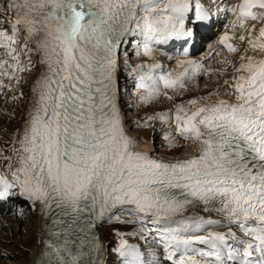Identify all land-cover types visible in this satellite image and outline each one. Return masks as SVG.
Here are the masks:
<instances>
[{
  "label": "snow or ice",
  "instance_id": "1",
  "mask_svg": "<svg viewBox=\"0 0 264 264\" xmlns=\"http://www.w3.org/2000/svg\"><path fill=\"white\" fill-rule=\"evenodd\" d=\"M194 3L195 20L210 22L200 0ZM192 11L193 0L0 4V13H7L0 24L9 25L0 28V78L19 83L18 73L32 64V53L43 68L32 87L33 107L19 147L13 148L16 166L8 164L11 179L0 174V201L18 194L51 219V226L41 227L36 264H97L96 223L106 215L109 222H133L114 212L151 218L169 264H264V56L249 54L264 53V0H237L223 9L231 14L233 35L225 32L219 44L230 54L246 45L231 81H224L234 102L214 92L187 100L189 107L175 106V133L198 145L195 154L165 163L136 151L118 107L119 45L127 35L139 34L138 46L150 57L153 44L193 34L185 27ZM138 67L145 102L161 94L171 100L162 89H184L207 71L191 60L179 61L175 74H157L158 63ZM210 97L217 99L206 103ZM165 139L174 144L170 134ZM200 207L223 221L188 214ZM224 221L227 232L212 230ZM116 235L122 264H161L156 253L146 259L124 233Z\"/></svg>",
  "mask_w": 264,
  "mask_h": 264
},
{
  "label": "rangeland",
  "instance_id": "2",
  "mask_svg": "<svg viewBox=\"0 0 264 264\" xmlns=\"http://www.w3.org/2000/svg\"><path fill=\"white\" fill-rule=\"evenodd\" d=\"M231 1L232 0H228L225 2L226 7L233 3V1ZM0 4H4L3 0H0ZM0 16H7V13H0ZM228 16L229 18H227ZM231 19V14L226 12L224 22L216 28V33H220L225 26H228ZM8 27L7 21L0 24V28ZM216 33H214V36H216ZM238 34L237 32V37ZM137 36L139 35H129V38H125V42H123L121 50L117 55L116 81L118 107L123 115L122 119L126 133L129 136L138 135L145 143L152 141L154 143L153 147L155 148L154 155L159 158L170 159L175 155L183 156L184 152L190 148V145L193 143L185 141L175 133V124L173 122L175 106L184 104L190 99H199L209 96V93H220L221 87L219 88V86L223 82L222 80H224L221 78L222 73L219 72L220 68L211 70L209 73L207 71L208 75L199 78L197 76V79L186 82V87L184 89H179L180 91L178 92L166 90L168 95L173 97L171 100L161 94L145 102L141 99L146 93L143 88L139 87L141 69L138 66L158 63L161 68L155 70L157 74L161 71L175 74V72L178 71V64L176 63L177 60H174L172 55L166 57V54H163L165 52L159 47L156 49L157 52L153 53L147 60V57L141 52L142 48L138 46L141 45V43L139 39H137ZM212 39L210 41H213ZM22 42L23 40L21 37V43ZM235 42H237V40ZM205 44L207 46V42ZM242 49L243 47L236 53V55L238 54L237 57L231 55L227 57L230 64L239 62V55L242 53ZM204 50L202 45V49L196 50L195 53H197V51H202L201 53H203ZM2 51L3 50H0V53H2ZM170 53L171 52L167 51V54ZM161 55L164 60L159 58ZM211 57L208 60H210ZM21 60L26 63L27 57H21ZM212 63H215L216 66H222L220 61L217 62L218 64H216V62H210V64ZM210 64L207 63V68ZM228 64L229 63L223 62V66ZM31 70L33 71L32 74H30ZM143 71L146 72L147 68H144ZM18 75L20 76L19 83L15 80L9 81L7 78H0L5 85V87L0 88L1 93L4 91L2 93L4 97L2 96V98H0V174H7L9 179H11V176L8 164L11 162L13 167L16 166V156L13 153V148L19 147L18 140L21 137V128L24 122L23 115L27 110V103H29L28 90L37 75L36 62L33 56L32 64L28 66L26 71L18 73ZM202 75L203 72L200 76ZM211 88L212 90H210ZM211 98L212 97L209 99ZM231 99L234 102V98L231 97ZM165 113L168 114L169 118L167 121H162L159 119L158 114ZM150 116L153 117L152 120L148 119ZM166 134H170L171 137L175 138L174 144L170 145L169 140L165 139ZM5 156L12 157V160H5L3 158ZM14 191L18 193V189ZM38 210V206L34 208L30 201L18 194L4 201H0V264L30 263L29 259L37 237V232L40 225L43 224L39 216L40 210ZM111 215H120L122 221L133 222L119 223L115 220L109 222L108 215L99 222V234L96 233V237L100 236L99 249L96 252V257H98L96 259L97 264H122L123 258L115 251L120 239V237L116 235V232L124 233V239H126L129 244L136 245L146 259L151 258V253H156V257L161 261V264H169V262L163 259L164 252L162 246L156 243L157 233L152 231V229L159 226L151 223V218H148L147 221H141L131 214L121 215L118 212H114ZM214 220H220V218H214ZM232 228L234 231L238 232L235 226H232ZM199 247L203 246L200 245ZM99 253L100 255H97Z\"/></svg>",
  "mask_w": 264,
  "mask_h": 264
},
{
  "label": "bare ground",
  "instance_id": "3",
  "mask_svg": "<svg viewBox=\"0 0 264 264\" xmlns=\"http://www.w3.org/2000/svg\"><path fill=\"white\" fill-rule=\"evenodd\" d=\"M194 1V0H193ZM223 1L224 0H222V1H215V3H216V6H215V14H219L220 13V9H221V6H222V3H223ZM233 2L235 1V0H232ZM231 1V2H232ZM3 2H4V4L6 3V1L5 0H3ZM235 2H237V0L235 1ZM232 4V3H231ZM227 18H229V16L227 17ZM232 18V17H231ZM229 20V19H228ZM190 26V25H189ZM212 26H207V28H206V30L205 31H203V30H199L198 29V31H197V38H198V43H199V45H197L195 48H194V50L193 51H191V52H189V50L186 48L185 50H186V52H187V54H185V50H181V47H180V42L178 41V40H181V39H176V38H172V39H169L166 43H160V44H153L152 45V47H153V53H156L157 51H156V49H158V47L159 48H161V50H163L165 53H163V54H166V57L168 56V57H170L169 55H172L173 57H174V60H177V64L179 63V61H181V60H191V61H194V62H196V63H199V64H202L203 66H204V68L207 70V69H209V70H207L208 71V73L211 71V70H217L218 68H220V70H219V72H221L222 73V76H221V78L222 79H224V80H222L223 82L221 83V85L219 86V88L221 87V89H220V95H219V97L218 98H222V99H231V97H229L227 94H226V92H228V91H231V89H229L228 88V86L227 85H225L224 84V81L225 80H229V81H231V79H232V77L233 76H231V75H234V67H233V65H237L238 66V64H239V62H235V63H233V64H228V65H225V66H223V62L225 61V60H227V57L228 56H233V57H237L238 56V54L236 55V53H233V54H230V53H228L227 52V50L226 49H224L223 48V46L222 45H220L219 44V37L221 36V35H223L225 32H228V34L229 35H233V33L229 30V27L228 26H225L224 27V29L222 30V31H220V33H216V36H214V35H212V32L211 31H209L210 30V28H211ZM199 28H201V27H199ZM187 29V28H186ZM220 29V28H219ZM137 35H139V34H137ZM239 35V34H238ZM126 38H129V35H127L126 36ZM183 38H185V37H183ZM213 38V39H212ZM137 39H139V42L142 44V41H143V37L142 36H137ZM213 40V41H210V40ZM173 40H176L174 43H171ZM178 41V42H177ZM236 41V39L234 38L233 39V43H236L235 42ZM207 42V46H206V43ZM202 45H203V50H204V48H205V46H206V49L203 51V53H201L202 51H197V53H195V51L196 50H200V48L202 49ZM220 47V48H219ZM243 47V49H244V47H246V45H243L242 46ZM142 48V47H141ZM242 49V50H243ZM167 51H169V52H171L170 54H167ZM141 52H143L142 50H141ZM152 53V54H153ZM214 53V54H213ZM242 53H243V51H242ZM241 53V54H242ZM213 54V55H212ZM250 55H254V56H256V58H261L262 56H264V53H260V52H255V53H252V52H250L249 53ZM34 58H35V62H36V67H37V75H36V77H35V80L36 79H38V77H39V74H40V72L43 70V68H42V66L39 64V57L35 54V53H32L31 54ZM212 56V57H211ZM165 57V58H166ZM211 57V59L210 60H208L209 58ZM150 57H147V60L149 59ZM159 58H162V55H161V57H159ZM163 59V58H162ZM146 60V59H145ZM159 60V59H158ZM164 60V59H163ZM229 60V59H228ZM221 62L222 64V66H216L215 65V63H212V64H210V62H216V64H218L217 62ZM232 61V60H231ZM207 63L208 64H210V66H208V68H207ZM176 66V65H175ZM178 67V66H177ZM180 69L178 68V71H179ZM207 71L206 72H203V75L202 76H200V75H198V78L199 77H204V75L206 76V75H208L207 74ZM214 72V71H213ZM33 73V71L31 70V72H30V74H32ZM197 77V76H196ZM196 77H194L193 79H197ZM35 80H34V82H35ZM34 82L32 83V85L30 86V88H29V98H28V100H29V103H27L28 104V106H27V110L25 111V113H24V115H23V118H24V122H23V124H22V128H21V137H22V134H23V130H24V128H25V122H26V120L29 118V112L31 111V109H32V107H33V99H34V96H33V92H32V87H33V85H34ZM219 88H218V90H219ZM210 90H212V88L210 89ZM162 91H166V90H163L162 89ZM167 91H172V90H167ZM178 91H180V90H177L176 92H178ZM4 92V91H3ZM2 92V93H3ZM1 92H0V98H2V96H3V94H2ZM4 97V96H3ZM7 98V97H6ZM215 99H217V97H212L211 99H209L208 101H206V103H211V102H213L212 100H215ZM3 101H4V99H3ZM202 103H205V102H203L202 101ZM185 104V107H189L188 105H186V103H184ZM121 115H122V113H121ZM123 116V115H122ZM175 127V126H174ZM178 136V135H177ZM130 137L131 138H133L134 139V141H135V144H134V148H135V150H137V151H140V152H143V153H146V152H150V151H152V153H154V147H153V145H154V143L152 142V141H148L147 143H145L143 140H141L140 138H139V136L138 135H133V136H131L130 135ZM152 149V150H151ZM197 150H198V145L197 144H192V145H190V148H188L185 152H184V157L186 158V157H189V156H191V155H193V154H195L196 152H197ZM151 153V154H152ZM147 154V153H146ZM39 208V207H38ZM40 210V209H39ZM38 210V211H39ZM119 213V212H118ZM119 214H121V213H119ZM130 215V214H128V213H123V214H121V215ZM188 214H190V215H193V214H198V215H202V216H204V217H206V218H211V219H214V218H216V219H218V218H220V220H222L223 221V217H221V216H219V215H217L215 212H205V211H203V208L202 207H200V208H197V209H195L194 211H192V212H189ZM39 216H40V219H42V222H43V224L45 223V217H42V214H41V211H39ZM107 216V215H106ZM105 216V217H106ZM42 217V218H41ZM99 222L100 221H98L97 223H96V226H95V228L97 227V225L99 224ZM40 223H41V221H40ZM39 224V223H38ZM42 224V225H43ZM42 225H40V228H39V230H38V232H37V237H36V240H35V243H34V246H33V249H32V251H31V256H30V263L29 264H36V260L39 258V255H40V251H41V244H40V239H41V227H42ZM99 226V225H98ZM228 225H227V222L226 221H224V224H223V226H215L212 230H215V231H223V232H227L228 231ZM232 227V226H231ZM235 229V228H234ZM29 231V230H28ZM203 234V233H202ZM238 235H240V233L238 234ZM95 236H96V233H95ZM43 238H45V239H47V237H46V233L44 234V237ZM95 255V259H97L98 257H96V253L94 254ZM97 255H100V253L99 254H97Z\"/></svg>",
  "mask_w": 264,
  "mask_h": 264
}]
</instances>
